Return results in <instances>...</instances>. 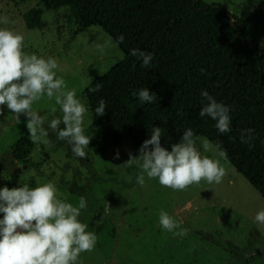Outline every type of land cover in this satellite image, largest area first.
Returning a JSON list of instances; mask_svg holds the SVG:
<instances>
[{
    "label": "rangeland",
    "instance_id": "1",
    "mask_svg": "<svg viewBox=\"0 0 264 264\" xmlns=\"http://www.w3.org/2000/svg\"><path fill=\"white\" fill-rule=\"evenodd\" d=\"M263 1L204 0L223 5L242 20ZM32 8L44 9V5L39 0H0V17L10 20L0 28L23 35L24 52L57 60V75L69 89H76L77 97L89 108L84 127L85 134L92 133L93 138L87 158L75 156L70 145L50 130L51 119L62 113L54 100L45 97L33 104V110L44 119L49 143H33L26 118L21 116L18 122L5 107L6 121L0 123V188L53 183L58 198L74 206L85 197L88 207L79 220L88 225L87 231L96 233L98 241L93 251L80 255V264H264V225L254 222L256 213L264 210V198L229 161H221L227 169L221 184L202 181L185 191H174L146 174L143 187L136 182L139 167L123 163L129 159V152L139 155V146L124 142L105 154L93 147L98 129L85 90L120 63L124 53L113 39L103 54L99 52L95 45L104 44L111 36L99 26L79 29L70 22L68 8L45 10L42 28L28 29L23 16ZM20 139L26 141L30 164L12 154L13 144ZM197 147L202 154L219 158L215 151L204 152L199 140ZM117 150L120 158L114 159ZM17 167L21 172L16 181ZM161 209L180 224L181 228L174 231L187 229V234L174 236L162 229ZM226 242L238 249L224 245Z\"/></svg>",
    "mask_w": 264,
    "mask_h": 264
},
{
    "label": "trees",
    "instance_id": "2",
    "mask_svg": "<svg viewBox=\"0 0 264 264\" xmlns=\"http://www.w3.org/2000/svg\"><path fill=\"white\" fill-rule=\"evenodd\" d=\"M39 1L44 9L23 16L28 29L42 28L45 10L68 8L79 29L99 26L114 43L125 37L118 45L124 59L85 90L98 129L92 145L99 153L124 142L140 147L153 127L163 129L161 145L171 150L191 128L195 136L219 142L228 161L264 198V1L245 20L204 0ZM131 49L153 53L152 67H143ZM97 84L100 90L90 92ZM141 88L155 93L156 100L141 103ZM202 90L230 107V132L219 133L214 120L199 115ZM101 98L107 108L96 116ZM5 116L4 108L0 123ZM248 128L255 129L251 145L240 142ZM11 151L16 160L31 163L25 139ZM224 245L238 249L231 242Z\"/></svg>",
    "mask_w": 264,
    "mask_h": 264
},
{
    "label": "clouds",
    "instance_id": "3",
    "mask_svg": "<svg viewBox=\"0 0 264 264\" xmlns=\"http://www.w3.org/2000/svg\"><path fill=\"white\" fill-rule=\"evenodd\" d=\"M9 23L7 16L0 17V24ZM24 39L17 32L0 28V114L6 107L18 122L24 116L31 141L49 143L46 139L48 131L43 127L44 119L33 110V104L45 97L48 101L54 100L62 116L51 119L50 130L56 132L58 140L70 145L75 156L86 159V150L93 138L92 133L85 134L84 120L89 114L88 106L77 97L76 89H69L63 77L57 75V60L51 56L45 59L24 52ZM124 39L121 34L115 44L118 46ZM112 43L109 37L107 42L95 47L103 54ZM130 53L142 61L143 67H152L153 53L140 49H131ZM101 86L97 84L89 91H99ZM200 95L204 106L199 115L214 120L219 133L230 132V107L218 102L207 90H202ZM137 96L141 103H153L157 98L147 88H141ZM106 108V101L101 98L95 115L103 116ZM51 111L54 114L56 108ZM162 132L161 127H153L150 139L141 144L139 155L129 152V159L123 163L128 167L134 164L139 167L136 182L141 187L145 184V174L148 179H158L161 186L174 191H185L202 181L208 184L223 182L227 175L225 163L228 156L219 142L213 144L207 138L197 137L188 128L180 142L172 144L171 150H168L161 145ZM254 134L255 129L242 130L240 142L251 145ZM198 140L204 152L215 151L219 158L202 154L197 147ZM113 158H120L118 150ZM131 179L128 177L129 182ZM57 192L53 183L0 188V213L3 214L0 218V264H80V255L95 249L98 241L96 233L87 231L88 225L79 220L82 210L88 207L85 197L81 196L74 206L59 199ZM254 222L264 225V210L256 213ZM159 225L173 232L174 236L187 234V229L174 231L181 226L163 209L159 212Z\"/></svg>",
    "mask_w": 264,
    "mask_h": 264
},
{
    "label": "water",
    "instance_id": "4",
    "mask_svg": "<svg viewBox=\"0 0 264 264\" xmlns=\"http://www.w3.org/2000/svg\"><path fill=\"white\" fill-rule=\"evenodd\" d=\"M21 172V168L20 167H17L14 171V177H15V180L17 181L18 180V175L19 173Z\"/></svg>",
    "mask_w": 264,
    "mask_h": 264
}]
</instances>
